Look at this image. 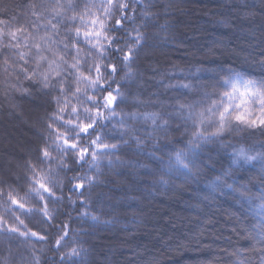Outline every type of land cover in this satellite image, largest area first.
Returning a JSON list of instances; mask_svg holds the SVG:
<instances>
[{
  "label": "trees",
  "instance_id": "obj_1",
  "mask_svg": "<svg viewBox=\"0 0 264 264\" xmlns=\"http://www.w3.org/2000/svg\"><path fill=\"white\" fill-rule=\"evenodd\" d=\"M60 2L64 3V0H60ZM75 2L80 6L77 11H80L86 0H75ZM263 2L264 0H142V4L147 7L132 5L136 10V15L126 27L129 31L139 28L142 33L146 34L147 44L140 50L138 58L131 66V71L136 75L131 77L128 83L121 84L120 91L124 100L115 109L117 119L107 123L106 127L98 129L99 132L105 134V143L120 145L119 150L109 153L101 159L99 172L95 169L89 170L88 163H85L83 167H76L75 171L72 172L60 170L57 168V162L63 157L54 148L49 149L51 155L55 157L51 164L38 162L36 149L45 146L44 140L48 136L47 123L50 122L47 120V114L53 111L55 105L42 104L38 106L36 96L25 97L20 92L6 87L4 84L5 77L0 74V116L5 119L7 104L13 102L24 112L23 116L30 119L32 126L24 129L35 137L33 141L30 142L29 140L30 143L27 146L32 150L31 154L19 155L13 153L9 155L13 163L8 165L7 172L3 171L4 163L0 161V192L4 193L3 196H0V216L8 219L10 224L14 223L3 211V202L7 199V193L13 190L17 198L25 197L26 207H40L35 198L26 196L28 189L31 187L28 179L32 175L29 169L30 164L36 165L38 169L49 167L55 169L56 178L62 183V190L56 189V194L64 197L61 201L50 202L48 205L50 210H54L55 216L51 224L43 222V217L39 213L28 215L15 213L24 221L28 230L38 233L45 239L38 241L35 238L25 240L13 237L9 242L6 237L0 236V264H60L61 253L77 246V244H73L74 237L77 238L78 246L84 249V252L82 253V260L78 257L71 261V264H118L116 262L118 258H126V262L123 264L130 262L147 264L148 257L157 254L151 253L149 250L142 251L140 248L142 229L148 223L143 218L145 201L149 199L157 203L166 202L168 196L170 197L173 194L183 202V205L173 209L174 213L179 216H183L185 213L191 214L192 221L197 222L206 218L207 212H210L209 215L218 212L228 213L225 214L226 216L222 215L225 222L219 221V223L221 225L235 223L239 226V229L219 231L217 224H215L210 227L208 233L204 234L203 239H199L201 243L208 244L211 239L219 237L221 239V246L218 248L219 253L225 255L223 263L233 264L235 257L232 253L237 250L250 254L252 247L251 235L254 226L261 220L260 213L264 212V209L259 207L260 201H247L238 191L217 186L213 181L215 177L222 174L225 168L229 167L234 148L241 146L249 148L251 146L252 150L249 155L264 152V147H261V145H264V133L249 130L232 131L226 133L221 140L194 150L193 146L189 144L191 126L189 125L186 129L179 117L170 116L168 113L174 112L171 105L175 103L176 99L187 102L197 99L199 96L188 95L187 90H183L184 95L181 96L179 90L167 88V85L192 84L195 89L196 85L204 84L208 86V91H212L214 78L211 72H205V70L214 72L218 70L221 64L230 66L235 71L244 74L264 75V68L254 63V60L264 59V55H262L264 49L257 51L260 45L264 46V41L261 40L264 39V32H251L250 40H254L253 43L256 46L250 48V53H243V56H247V59L239 57V53L244 50L240 49L231 56H220L217 59L210 60L203 57L185 59L182 56L173 54L167 60L156 61L152 68H150V65L146 66L143 72L139 65L144 60L143 50L148 49L150 41L158 38L160 42L166 43L163 46L171 49L179 39L184 38L186 40V32H188L189 40H193V36H198V41L204 46L207 45L206 42L210 37L219 40L225 39L227 42L223 43L221 48L226 51V48L231 45L233 47L227 32L240 29L245 32L240 43L246 45L247 39L245 36L252 29L255 30L257 23H264V16L259 15ZM42 3L54 4L55 0H0V12L7 6L8 13L6 16L0 15V20L6 21L11 29L20 27L26 19L31 18L28 6L36 5L37 10H39V5ZM244 4L256 6L250 9L253 16L246 20L237 19L242 14L240 6ZM184 9L186 11L181 13V10ZM197 11L207 13L208 16L201 15L202 20H199L195 13ZM142 12L149 13L150 19L146 20L141 16L140 13ZM191 13L193 15L190 16ZM71 14L72 12L69 11L68 15ZM129 15H132L131 11ZM233 20H235L234 24L232 23ZM0 28L9 30L5 28L4 24H0ZM197 30L199 32L195 35ZM129 43H134V41H129ZM80 47L83 49L82 55L87 52L83 45ZM236 54H239V56L236 57ZM147 57L148 55H145V60ZM91 62L89 60V63ZM105 62L116 63L117 67L121 68L120 63L114 57ZM84 71H86V68ZM126 72H128V69L122 68L115 79L120 82L125 77ZM146 77H149V79ZM140 82L141 88L138 86ZM24 87L30 88L28 82H24ZM112 87L115 88L116 84H113ZM30 90L35 91L34 89ZM55 94L53 93V95ZM88 94L95 95L96 93L89 92ZM80 99L83 101L84 98L81 97ZM71 103L77 104V101L71 100ZM83 106L87 107L88 105L84 104ZM30 107L40 109L36 112L32 111ZM130 113H158L160 119L156 123L160 125L163 120H167L168 126L166 128L161 126L154 130L151 120L128 119L126 126H131L135 131L124 135L123 140H121L119 133L113 131V125L119 126V117ZM133 136L139 137L142 141L139 147L136 140L132 138ZM91 138L84 137L81 146L87 145ZM48 143H51V141L49 140ZM180 150L188 153L186 162H193L190 166L193 168L194 174H186L183 169L176 170L179 166L175 163L174 153ZM150 153L153 155H150ZM68 155L74 154L69 153ZM170 156L172 157L171 168L169 167ZM109 161H111V164H109ZM14 162L16 166H14ZM64 163L75 167L70 159H65ZM71 176L93 177L97 180V183L85 190L84 197H79L68 191L70 185L67 177ZM261 177H264V161L257 159L247 163L241 161L232 165L231 176L225 177L224 180L227 184L233 185L234 189H239L241 184H247L251 192L255 194L260 190H264V184L260 183ZM80 182L79 180L72 181V183ZM84 183L87 184V181H84ZM252 184H255V187H252ZM176 189L179 191H176ZM142 190L147 195L143 199L141 197ZM69 196H71V201L68 199ZM83 199L88 200V207H84L79 203ZM73 201L76 203L73 204ZM81 212H88L89 216L86 219L81 218ZM92 216L98 219L94 221L91 218ZM62 222L68 224L71 231L69 232V238L64 242V247L57 251L55 240L60 235L57 229ZM162 227L166 229L165 226ZM185 230L187 233H198L192 222H188ZM167 232H171V230L169 229ZM151 233L157 232L154 229ZM121 234H128V239L131 242L128 244L115 242L114 237ZM243 235L249 238L247 243L240 240ZM179 237L183 242L181 236ZM194 237L192 236V239ZM189 238L191 237L189 236ZM161 239L165 238L159 236L158 240ZM165 243H167L165 245H169L166 250H174L171 246L172 240ZM188 244L190 243L187 241L185 246ZM114 245H118L117 247H120L121 250L111 249V254H108L105 250H100V247L108 248ZM178 256L171 257L169 262L157 260L153 264H199L200 260L203 263L212 264V257L203 253L184 252ZM253 261L255 264V257H253Z\"/></svg>",
  "mask_w": 264,
  "mask_h": 264
},
{
  "label": "snow or ice",
  "instance_id": "obj_2",
  "mask_svg": "<svg viewBox=\"0 0 264 264\" xmlns=\"http://www.w3.org/2000/svg\"><path fill=\"white\" fill-rule=\"evenodd\" d=\"M132 5L147 7L142 4V0H86L83 8L77 11L80 6L75 0H64V3L55 0L54 4H40L39 10L36 5H29L31 18L15 29H11L6 21L0 20V24L9 29L0 28V74L5 77V86L25 97L34 95L48 106L55 105L53 111L47 114V120L50 122L47 123L48 136L44 140L45 146L36 149L38 162L51 164L55 157L49 149L54 148L63 157L57 162V168L60 170L72 172L76 167H83L88 163L89 170L95 169L99 172L101 159L119 150V144L105 143V134L98 129L117 119L115 109L124 100L120 91L121 84L128 83L130 78L136 75L131 71V66L138 58L140 50L147 44V36L139 28L129 31L126 27L136 15ZM240 7L242 14L237 19L246 20L253 16L250 9L256 6L244 4ZM69 11L72 12L71 15H68ZM260 11L264 13V6ZM7 14L5 6L0 15ZM140 15L146 20L150 19L147 12ZM232 23L234 24L235 20ZM129 41L134 43L130 44ZM81 45L87 49L83 55ZM113 57L118 60L121 68H118L116 63L105 62ZM89 60L92 62L89 63ZM254 63L264 68V59L254 60ZM122 68H127L128 72L118 82L115 77ZM205 72H211L214 78L212 91H208V86L204 84L196 85L195 89L192 84L167 85V88L179 90L181 96L184 95L183 90H187L188 95L199 96L187 102L176 99L171 105L174 112L168 113L170 116L179 117L186 129L191 126L189 144L193 149L221 140L226 133L232 131L264 133V75L244 74L224 64L219 65L218 70L214 72ZM25 81L30 88L24 87ZM113 84H116L115 88L112 87ZM89 92L96 94L89 95ZM81 97L84 98L83 101ZM71 100H76L77 104H72ZM84 104L88 106L85 107ZM140 118L151 120L154 130L168 126L167 120H163L160 125L156 123L160 119L158 113H130L119 117V126L113 125V131L119 133L120 139L123 140L124 135L135 131L131 126H126V121ZM84 137L92 138L87 145L81 146ZM132 138L139 147L142 143L139 137ZM49 140L51 143H48ZM251 150V146L234 148L229 167L225 168L220 176L215 177L213 183L238 191L247 201L259 200V207L264 209V190L253 194L247 184H241L239 189H234L233 185L224 180L225 177L231 176L234 164L257 159L264 161V152L249 155ZM69 153L74 155L69 156ZM187 156L188 153L183 150L174 153L175 163L179 166L176 170L183 169L186 174H194L190 166L193 162H186ZM65 159H70L75 167L66 165ZM171 160L170 156V168ZM29 169L32 173L28 178L31 187L26 196L35 198L40 207H26L25 197L17 198L14 190L7 193L3 211L14 223L10 224L8 219L0 216V236L6 237L9 242L13 237L43 241L45 237L28 230L24 221L15 213H39L43 222L51 224L55 216L54 210L48 207L49 203L64 199L56 194V189L62 190V183L56 178L55 169H38L36 165L31 164ZM67 180L70 185L68 191L79 197H84L85 190L97 183L95 178L89 176H71L67 177ZM73 180L81 182L72 183ZM84 181H87V184ZM260 183L264 184V177H261ZM252 187H255V184H252ZM3 195L4 193L0 192V196ZM68 199L71 201V196ZM79 203L84 207L89 206L87 199L80 200ZM260 215L261 220L254 226L251 235L250 254L237 250L232 253L235 257L233 264H254L253 257L255 264H264V212ZM80 216L86 219L89 213L81 212ZM91 218L94 221L98 219L95 216ZM57 230L60 235L55 240V248L59 251L69 238L71 229L68 224L62 222ZM73 244L77 246L61 253L60 264H71V261L78 257L83 259L84 249L78 246L75 237Z\"/></svg>",
  "mask_w": 264,
  "mask_h": 264
},
{
  "label": "rangeland",
  "instance_id": "obj_3",
  "mask_svg": "<svg viewBox=\"0 0 264 264\" xmlns=\"http://www.w3.org/2000/svg\"><path fill=\"white\" fill-rule=\"evenodd\" d=\"M264 3V2H263ZM264 6V4H263ZM183 13L186 11V9L181 10ZM193 11V10H192ZM191 11V12H192ZM197 17H199V20L201 19V15L208 16L207 13H203L200 11L195 12ZM189 14V13H188ZM193 15L192 13L190 16ZM260 16H264V13L259 12ZM189 19V17H188ZM210 21V20H209ZM215 22V21H214ZM217 22V21H216ZM214 24V23H211ZM189 27V26H188ZM200 30V28H198ZM195 31V35L199 31ZM254 31H263L264 32V23H257L255 30H251L245 37L247 40H250L251 38V32ZM185 33V32H184ZM229 41L232 42V45L228 48H226V51L224 48H221L222 44L227 42V40H219L214 37H210L208 41L206 42V46L202 45L201 42L198 41V36H193L194 39H190L188 37V32L185 33V38L179 39L176 41V45L173 46V48L169 49L166 48L165 42H160L158 38H155L154 41H150L148 44V49L143 50L144 53V60L140 62L139 68L142 70L150 65V68H152L153 65H155L156 61H163L169 59L173 54L179 55L187 58H207V59H217L220 56H228L235 54V52L240 49H244L241 51L240 56L239 54H236V57H241L243 59H247V56H243V53H250V48L256 46L255 43H253L254 40L247 41L246 45L240 43L241 38L244 37L245 32L240 29H233L232 31H228ZM158 40V41H157ZM264 41V39H261ZM220 41H223V43H220ZM239 45V46H238ZM264 49V46L260 45L257 51H261ZM234 50V52H233ZM145 55H148L147 59L145 60ZM149 59V60H148ZM154 69V68H153ZM149 79V77H146ZM139 88H141V82L138 84ZM38 106H41L43 103L39 100H37ZM32 111H38L37 107H30ZM24 112L20 109V107H17L13 102L7 104V112L5 114V119L0 116V161L4 163L3 171H8V165L13 163V160L10 159L9 155L13 153L17 154H24L29 155L31 154V151L27 146L31 141L35 139L34 135L27 133L25 131V127H31L32 124L29 121V118H25L23 115ZM22 125V127H20ZM23 128V129H22ZM30 140V142H29ZM28 141V142H27ZM25 143V144H24ZM8 156H7V155ZM14 166H16L14 162ZM14 176V175H13ZM142 199L146 197V193H144V190H142ZM176 191H179L176 189ZM145 201L144 205V214L143 218L144 221H147V225L142 229V244H140L141 250H149L151 253L157 254L156 256H150L148 257L146 263L147 264H153L157 260H164L165 262H169L171 260V257H179L181 253L188 252L192 254H198L203 253L209 257H212V264H227L223 263L225 255L219 253L220 243L221 239L215 238L211 239L210 242L207 243H201L199 239H203L204 234L209 232L210 227L212 225L217 224V228L219 231H231L232 229L236 228L239 229V226L237 224H226L221 225L219 221H224L223 216L228 213H216V214H210V212L206 213V218H203L202 221L194 222L192 221V215L186 214L183 216H179L175 214L174 208L179 207L183 205L182 201L178 199L175 194L172 196H168V199L166 202L157 203L154 200ZM186 212V211H185ZM224 214V215H223ZM223 215V216H222ZM225 215V216H226ZM209 216H211L209 218ZM188 222H192V225L195 227V230L198 231V233H187L185 230L186 225H188ZM225 222V221H224ZM162 226H165L166 229H164ZM179 228V229H178ZM155 229V232L157 233H151ZM171 230V232H167ZM159 236H163L165 239L158 240ZM181 239L184 240L181 242ZM189 236L191 238H189ZM192 236H196L192 239ZM128 234H121L116 237H114L115 242H122L124 244H128L131 241H129ZM160 239V238H159ZM249 239L246 235L241 236L240 240L244 242H248ZM168 240H172L171 246L174 248L173 251L166 250L169 245H165V243ZM189 242L190 244L185 246L186 242ZM164 242V243H163ZM118 245H114L111 247H100V250L107 251L108 254H111V249L113 250H121L120 247H117ZM142 253V252H140ZM171 255V256H170ZM131 258V257H129ZM128 258V259H129ZM223 261V262H222ZM116 262L118 264L125 263L126 258L124 259H116ZM126 264H135L134 262L126 263ZM199 264H209L208 262L203 263L201 260L199 261Z\"/></svg>",
  "mask_w": 264,
  "mask_h": 264
}]
</instances>
